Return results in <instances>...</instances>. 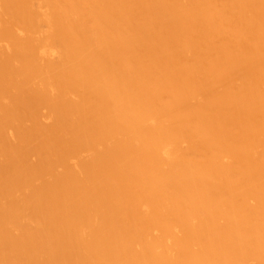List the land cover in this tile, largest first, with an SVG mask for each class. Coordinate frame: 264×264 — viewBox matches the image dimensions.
Instances as JSON below:
<instances>
[{
  "label": "bare ground",
  "instance_id": "1",
  "mask_svg": "<svg viewBox=\"0 0 264 264\" xmlns=\"http://www.w3.org/2000/svg\"><path fill=\"white\" fill-rule=\"evenodd\" d=\"M0 264H264V0H0Z\"/></svg>",
  "mask_w": 264,
  "mask_h": 264
}]
</instances>
